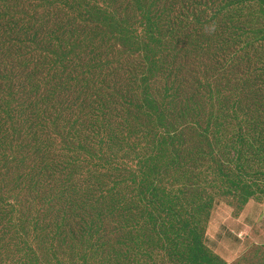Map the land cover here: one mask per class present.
Segmentation results:
<instances>
[{
  "label": "trees",
  "instance_id": "obj_1",
  "mask_svg": "<svg viewBox=\"0 0 264 264\" xmlns=\"http://www.w3.org/2000/svg\"><path fill=\"white\" fill-rule=\"evenodd\" d=\"M11 1H16L15 6L11 3V12L8 11L6 17L4 14L0 15L1 29L10 32L15 27L21 32L18 35L26 38L33 34L36 41L33 46L38 44L39 49L44 51L48 46L54 48L56 64H64V67L70 63L83 65V68L77 69L79 75L83 73V86L94 88L84 89L81 99L96 97L98 85L108 79L112 81L113 77L116 97L120 96L124 100L122 105L117 102L116 104L119 108L122 106L125 113L129 112L126 122L132 120L136 108L138 112L143 111L148 117L161 123L163 131L159 130L155 134L151 130L144 132L141 136L144 145L137 143L132 147V154L141 147V153H136L134 158L136 162L127 163L118 160V163H109L106 176H109V179L114 178L116 189L120 187L118 191L113 188V195L118 196L116 198L119 199L113 201L118 202L117 205L124 204L121 200L125 197L126 187L130 188L133 185L132 192L151 187L158 192V195L155 194V198L152 199V204L161 208L163 205L168 206L165 203L171 200L175 206H172L173 210L168 212V215L174 217L177 209L175 201L182 192L186 205H182L181 211L187 215H184L186 220L193 219L192 228L177 223L176 218L169 222V227L175 231L176 236L184 232L196 239L193 248L195 256L192 261L200 264L198 258L202 257L204 262L201 264H222L210 253L208 257L203 249L204 228L213 208L221 198L229 194H233L243 203L259 193L264 194V184L261 187L255 182L249 184L247 181V177L253 176L249 174V167L246 165L264 159V0ZM45 9L49 11L42 15ZM8 15H12V18ZM18 15L23 19L31 20L35 29L32 31L24 25L16 26ZM72 21H75L76 27ZM44 23H47L45 28L41 26ZM92 24H94L91 31L93 37L86 32ZM55 26L57 30L53 29ZM37 28L43 33H37ZM140 28L146 31L142 36V40H148L146 45H142L138 39L142 35L139 32ZM55 35L58 36L57 39L54 38ZM124 41H130L132 47L128 48ZM152 45L159 48V51L153 52ZM133 49L142 52L144 55L141 56L146 61L152 62L151 67L132 64L131 59L135 53ZM210 50L216 52V62L212 65L205 62L195 69L186 70V75L184 74V66L180 61L190 58L185 54L191 51L204 54ZM220 53L225 54L226 64L218 58ZM160 55L161 57L158 58ZM159 67L162 69L161 81L158 79L148 84L145 73H152L158 78ZM239 72L242 74L240 77L242 87L257 85L255 89L257 95L254 94L252 98V106L239 104L235 99V90L241 86L237 83ZM230 74L232 76L229 78ZM88 77L89 79H86ZM163 81L169 86L160 87ZM146 85L151 94L148 96L152 99L148 96L145 99L147 98L149 104L160 107L156 109L155 114L139 105L140 96L136 92V87ZM105 97V94H101L93 103L91 112L94 128H98L103 122L101 114L114 104L111 101L107 102ZM239 112L244 114V118L235 119V133L226 138L216 151L215 147L224 139L222 128L225 124L231 125L227 119L233 115L235 117V113ZM121 118L122 116L112 121L110 126H102L104 133L112 142V147L130 138L125 136L122 124L117 123ZM115 126L121 127L122 130ZM85 129H87L86 125ZM77 139L82 145L90 141L91 144L94 143L85 134H78ZM252 139L253 142L250 143ZM151 145L155 148H149ZM248 147L252 157H248ZM207 149L215 164L213 172L224 171L223 178L214 180L212 185L207 178L212 168L206 171L202 166L208 153ZM90 151H94L93 146ZM113 157L114 155L105 156L103 160L111 161ZM74 163L77 167L83 166L81 162L74 161ZM127 171L139 173L138 185H134L129 180L130 175ZM88 172V176L95 179L99 174L92 169ZM153 174L156 175V180L151 178ZM258 179L259 174L255 175L253 181ZM100 180L96 179L94 187L89 188L97 191L95 186H98ZM231 184L237 190H224L221 187L228 185L231 189ZM207 185L218 191L207 192L205 188ZM254 187H257V190H254ZM46 197H51L50 193L46 192ZM100 197H103L102 192ZM51 208L58 213L56 222L64 223L70 220L67 215L68 210L78 215V229H72L71 236L68 237L74 242L72 247L75 246V242H79L89 250L99 247L95 242L88 244V229L93 228V225L97 226L94 218L89 219L91 223L89 224L86 220L87 213L83 214L73 206L58 208L52 203L50 210ZM69 215L75 219L73 214L69 213ZM7 216L11 217V213L0 214V220ZM87 216L89 218V215ZM70 222L69 227H72L75 221L70 220ZM66 225L56 226L57 234L67 228ZM39 228L36 229L37 238L41 239L42 243H52L48 247L50 250H62L61 241L50 243L48 240L51 236L50 233H46L50 229L49 225H41ZM71 246L66 250L69 251ZM58 256V252L53 254L54 258ZM31 257L32 262L38 263L39 251L34 247L28 253V258ZM83 258L85 263L92 262L87 253H83ZM55 260L60 262L59 259ZM47 264L50 262L47 261Z\"/></svg>",
  "mask_w": 264,
  "mask_h": 264
},
{
  "label": "rangeland",
  "instance_id": "obj_2",
  "mask_svg": "<svg viewBox=\"0 0 264 264\" xmlns=\"http://www.w3.org/2000/svg\"><path fill=\"white\" fill-rule=\"evenodd\" d=\"M15 2L0 0V15L4 14L6 17L8 11L11 12V3L15 6ZM47 11L49 10L45 9L42 15ZM8 17L12 18V15ZM16 22V26L24 25L32 31L35 29L31 20L23 19L19 15ZM72 23L76 27L75 21ZM46 25L47 23H44L41 26L45 28ZM93 25L86 29L91 37L94 36L91 32ZM53 29L57 30V27ZM36 31L39 32L38 28ZM139 32L142 34L138 38L141 44H148L147 39L142 40L146 33L144 28H140ZM0 33V214L11 213V217L0 220V264H47V261L50 264H199L192 261L196 239L184 232L176 236L175 231L168 225L176 218L177 223L192 228L193 219L186 220L184 215H187L181 211L182 205H186L182 192L175 201V216L170 217L168 212H172V206L175 205L171 200L165 203L168 206L163 205L161 208L153 205L151 201L158 192L151 187H144L139 192H132L133 185L126 187L125 197L121 200L124 204L117 205L118 202L113 201H119L116 198L118 196L113 195V188L116 189L114 178L109 179V176H106V168L110 162H136L134 158L136 153H141V147L133 154L132 147L137 143L144 145L141 140L144 132L151 130L155 134L159 130L163 131L161 123L148 117L143 111L138 112L136 108L132 120L126 122L129 112L125 113L123 107L119 108L116 104L117 102L122 105L124 100L120 96L116 97L112 77V81L108 79L98 85L96 97L105 94V100L114 104L101 114L103 122L98 128H94L91 111L96 97L81 99L84 89L94 88L83 86V73H77V69L83 68V65L70 63L64 67V64H56L54 48L48 46L44 51L39 49L38 44L33 46L36 42L34 35L32 34L30 39L18 35L21 32L15 27L10 32L0 27ZM54 38L57 39L58 36L55 35ZM123 43L128 48L132 47L130 41ZM133 50L136 54L133 53L132 64L151 67L152 62L146 61L141 56L144 55L142 52ZM152 51L158 52L159 48L152 45ZM185 56L190 57H182L184 59L180 61L184 66L185 75L186 70L195 69L205 62L212 65L217 61L216 52L213 50L204 54L191 51ZM160 57L161 55L158 58ZM218 58L226 64L225 54L220 53ZM160 68L158 78L152 73H145L148 84L158 79L161 81ZM231 76L232 74L229 78ZM240 77L242 74L239 72L237 83L241 86L235 90V99L239 104L252 106L257 85L242 87ZM237 83L235 82V85ZM163 86L169 85L163 81L160 87ZM136 92L140 96L141 108L155 114L156 109L160 107L149 104L147 98L145 99L151 95L149 87H136ZM148 97L152 99L151 96ZM120 116L122 118L117 123L122 124L125 136L130 138L112 147V142L102 126H110L111 122ZM242 118L244 114L239 112L235 113V117L233 115L227 119L231 125L225 124L222 128L224 139L215 147L216 151L226 138L235 133V119ZM115 127L122 130L119 126ZM78 134H85L94 143L91 144L90 141L82 145L77 139ZM249 142L252 143L253 139ZM92 146L93 152L90 151ZM149 148L155 147L151 145ZM247 150L248 157H252L249 147ZM206 151L208 152V149ZM110 155H114L111 161L103 160L105 156ZM74 161L83 163V166L77 167ZM246 165L249 167V174L253 176L247 177L249 184L255 182L262 187L264 159ZM202 166L206 171L212 168L207 174L210 185L214 184V180L223 178L224 171L213 172L215 164L209 152L205 155ZM90 169L99 173L97 180L102 177L98 186H95L97 191L89 188L96 184V179L88 176ZM127 173L130 175L129 180L138 185L139 173ZM258 174L259 179L253 181ZM151 178L156 180V175L153 174ZM210 185L205 187L207 192L218 191L216 188H209ZM231 186V189L228 185L221 187L224 190H237L232 184ZM253 189L257 190V187ZM116 190H120V187ZM46 192L50 193L51 197H46ZM101 192L103 197H100ZM52 203L58 208L73 206L81 213H87L88 222L94 218L97 226L93 225V228L88 229V244L95 242L99 247L89 250L79 242H75L72 247L74 242L68 237L71 236L72 229H78L79 217L68 210V217L75 221L72 227H69L70 220L64 223L56 222L58 213L52 208L50 210ZM69 213L73 214L75 219ZM62 224H67V228L57 234L56 226ZM41 225H49L50 229L46 233L51 236H48V240L50 243L61 241L62 250H50L48 247L52 243L44 244L37 238L36 229H40ZM205 226L203 249L208 257L210 253L222 264H264V194L259 193L245 203L233 194L226 195L217 202ZM68 246H71L69 251L66 250ZM32 247L39 251L38 263L32 262V257L28 258ZM57 252L59 256L54 258L53 254ZM83 253H87L92 262L85 263ZM55 259H59L61 263ZM198 259L200 264L204 262L202 257Z\"/></svg>",
  "mask_w": 264,
  "mask_h": 264
}]
</instances>
